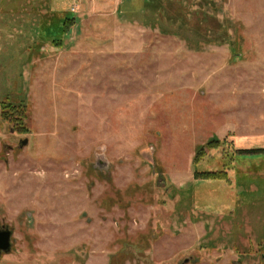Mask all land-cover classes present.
Returning a JSON list of instances; mask_svg holds the SVG:
<instances>
[{
  "label": "rangeland",
  "instance_id": "1",
  "mask_svg": "<svg viewBox=\"0 0 264 264\" xmlns=\"http://www.w3.org/2000/svg\"><path fill=\"white\" fill-rule=\"evenodd\" d=\"M0 225V264H264V0H0Z\"/></svg>",
  "mask_w": 264,
  "mask_h": 264
},
{
  "label": "water",
  "instance_id": "2",
  "mask_svg": "<svg viewBox=\"0 0 264 264\" xmlns=\"http://www.w3.org/2000/svg\"><path fill=\"white\" fill-rule=\"evenodd\" d=\"M28 140L21 143V147L27 146ZM12 235L13 232L7 226L0 227V256L3 253H10L12 250Z\"/></svg>",
  "mask_w": 264,
  "mask_h": 264
},
{
  "label": "trees",
  "instance_id": "3",
  "mask_svg": "<svg viewBox=\"0 0 264 264\" xmlns=\"http://www.w3.org/2000/svg\"><path fill=\"white\" fill-rule=\"evenodd\" d=\"M245 151H248L249 155H257V151L259 150H243L242 153H244ZM241 155V154H240Z\"/></svg>",
  "mask_w": 264,
  "mask_h": 264
},
{
  "label": "flooded vegetation",
  "instance_id": "4",
  "mask_svg": "<svg viewBox=\"0 0 264 264\" xmlns=\"http://www.w3.org/2000/svg\"><path fill=\"white\" fill-rule=\"evenodd\" d=\"M0 227H1V225H0Z\"/></svg>",
  "mask_w": 264,
  "mask_h": 264
}]
</instances>
